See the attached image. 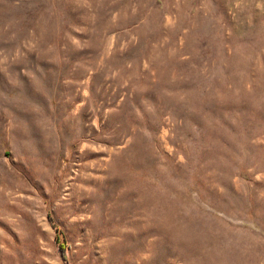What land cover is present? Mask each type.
Wrapping results in <instances>:
<instances>
[{"label":"rangeland","instance_id":"1","mask_svg":"<svg viewBox=\"0 0 264 264\" xmlns=\"http://www.w3.org/2000/svg\"><path fill=\"white\" fill-rule=\"evenodd\" d=\"M0 264H264V0H0Z\"/></svg>","mask_w":264,"mask_h":264}]
</instances>
